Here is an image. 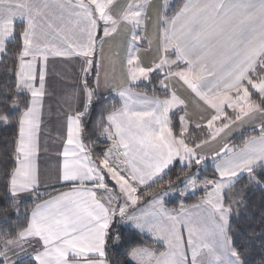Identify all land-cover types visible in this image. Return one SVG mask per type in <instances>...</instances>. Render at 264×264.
Returning <instances> with one entry per match:
<instances>
[{
	"label": "snow or ice",
	"instance_id": "obj_1",
	"mask_svg": "<svg viewBox=\"0 0 264 264\" xmlns=\"http://www.w3.org/2000/svg\"><path fill=\"white\" fill-rule=\"evenodd\" d=\"M0 264H264V0H0Z\"/></svg>",
	"mask_w": 264,
	"mask_h": 264
},
{
	"label": "crops",
	"instance_id": "obj_2",
	"mask_svg": "<svg viewBox=\"0 0 264 264\" xmlns=\"http://www.w3.org/2000/svg\"><path fill=\"white\" fill-rule=\"evenodd\" d=\"M63 71L68 72V69H63ZM69 75H71V73L69 72ZM50 80L53 81V83L50 85L51 90L55 91V92H59L60 91V87L59 85L63 84V81H60L58 77L56 76H52L50 77ZM51 104H52V109H53V115L49 118V117H45L46 120L50 121V128L52 129V134L53 136L55 135L56 131L58 130V125H57V117L55 115V109H56V100L55 97H50L47 98ZM45 111H47V106ZM50 147L52 146L51 144L49 145ZM42 159L40 160V164L43 162L44 166L42 167H49L50 165L54 164L56 161V157L54 155L51 154H46V153H41Z\"/></svg>",
	"mask_w": 264,
	"mask_h": 264
},
{
	"label": "trees",
	"instance_id": "obj_3",
	"mask_svg": "<svg viewBox=\"0 0 264 264\" xmlns=\"http://www.w3.org/2000/svg\"><path fill=\"white\" fill-rule=\"evenodd\" d=\"M259 196H260V194L257 192V193L255 194V206L253 207V211H254V212H258V211H259V209H258ZM174 200H175V199H174ZM174 200H173V201H174ZM194 200H195V198H193V200H189L188 202H189V203H192V202H194ZM168 206H169V207H174L175 204L170 202ZM118 227L123 228L124 226H118Z\"/></svg>",
	"mask_w": 264,
	"mask_h": 264
},
{
	"label": "rangeland",
	"instance_id": "obj_4",
	"mask_svg": "<svg viewBox=\"0 0 264 264\" xmlns=\"http://www.w3.org/2000/svg\"><path fill=\"white\" fill-rule=\"evenodd\" d=\"M41 165L44 166V163L42 162ZM169 199H170L171 201H173V200L175 199V197H171V198H169Z\"/></svg>",
	"mask_w": 264,
	"mask_h": 264
}]
</instances>
